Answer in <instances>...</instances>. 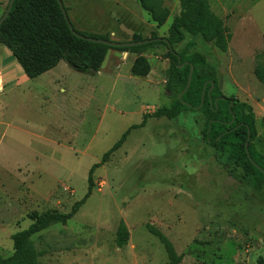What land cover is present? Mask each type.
Here are the masks:
<instances>
[{"label":"rangeland","instance_id":"374dc122","mask_svg":"<svg viewBox=\"0 0 264 264\" xmlns=\"http://www.w3.org/2000/svg\"><path fill=\"white\" fill-rule=\"evenodd\" d=\"M9 1L0 0V18ZM163 1L170 18L157 28L139 0H63L77 31L108 35L118 43L130 42L134 33L168 37L181 0ZM210 4L233 35L229 50L222 53L195 38L190 53H202L217 68L224 96L252 106L260 151L264 83L257 72L264 66V0ZM192 39L188 36L177 50ZM165 52L144 54L151 65L146 78L131 73L136 55L110 50L95 76L64 63L12 89V76L21 82L23 71L18 66L3 71L8 62L0 46L5 75L0 93L1 258L13 255V236L29 228V215L69 212L86 196L91 168L131 127L141 125L144 115L170 107L176 96L166 91L170 64ZM205 124L200 112H183L173 120L149 118L145 127L132 130L95 171L92 196L76 216L33 237L42 254L39 263L170 264L157 231L180 264H258L264 258V195L216 163L215 150L202 136ZM122 221L130 235L128 245L119 249Z\"/></svg>","mask_w":264,"mask_h":264},{"label":"trees","instance_id":"16d2710c","mask_svg":"<svg viewBox=\"0 0 264 264\" xmlns=\"http://www.w3.org/2000/svg\"><path fill=\"white\" fill-rule=\"evenodd\" d=\"M139 2L157 28L166 25L170 18V10L164 7L163 0H139ZM66 11L68 13L69 9L66 8ZM73 29L83 37L111 41L108 35L79 32L74 26ZM188 36L193 39L186 44L183 51L179 52L177 47L183 44ZM195 38L214 44L222 53H227L229 50L233 35L225 27L223 20L212 11L210 0H181V12L173 18L168 37L161 38L158 33H152L151 37L146 39L139 33H134L132 40L127 43L147 40L151 42L129 48H112L75 36L69 29L57 0L15 1L8 19L0 27V46L11 52L13 59L28 80L40 78L56 69L62 62L78 73L95 76L100 72L110 50L136 55L131 73L135 77L146 78L151 73V65L144 54L149 50L163 49L166 50L165 58L170 64L166 91L172 98L176 97L170 107L160 108L153 114L144 115L143 123L131 127L113 149L105 154L101 163L91 168L88 192L83 200L74 204L69 212L51 210L29 215L32 224L28 229L13 236L14 253L5 259L0 257V264H40L39 258L42 254L37 250L33 237L54 225H66L76 216L92 196L95 171L122 147L132 130L145 127L149 118L173 120L183 112L203 114L206 124L202 136L215 150L216 163L229 169L238 181L249 182L264 195V146L260 151L256 146L258 129L254 109L249 104L240 102L235 96L226 97L222 94L216 75L217 68L211 65L202 53H190V50L196 46ZM191 66L194 67L192 83L180 99L179 96L187 87ZM257 78L264 83V66L259 68ZM211 82L215 87L210 92ZM205 86L204 103L200 107ZM247 142L251 158L263 171L254 166L248 157ZM153 233L164 243L170 264H180L181 258L176 255L168 240L157 231ZM129 235L128 228L122 221L116 236L119 249L128 245ZM258 264H264V258H259Z\"/></svg>","mask_w":264,"mask_h":264},{"label":"water","instance_id":"95a60500","mask_svg":"<svg viewBox=\"0 0 264 264\" xmlns=\"http://www.w3.org/2000/svg\"><path fill=\"white\" fill-rule=\"evenodd\" d=\"M15 1L16 0H10L7 10L5 11L3 17L0 19V27L8 19L9 15H10V13L12 11V8H13V5H14ZM57 1H58V4H59V6H60V8L62 10V13H63V15H64V17H65V19L67 21L69 29L73 32V34L75 36H77L78 38H80L82 40L89 41V42H92V43L102 44V45H105V46H108V47H112V48H129V47L147 45L148 43L151 42V40H148V41L139 42V43H118V42H113V41H103V40H98V39H92V38H87V37H83L81 35H78L73 29V26L71 24V21L69 19V16H68V13L66 11V7H65L63 1L62 0H57ZM180 68H182V66H180ZM193 73H194V67L191 66L190 73H189V78H188V84H187V87H186L185 91L179 96L180 99H182L184 93H186L189 90V88L191 86V83H192ZM211 83H212V90H213L215 85H214L213 82H211ZM205 93H206V86L204 88L203 95H202V105L204 103ZM233 121H234V119H233ZM248 146H249V143L247 142L246 143V148H247L248 157L250 158V160L254 164V166L259 168L257 166V164H255V162L251 158V156L249 154V151H248ZM259 169L261 171H263L261 168H259Z\"/></svg>","mask_w":264,"mask_h":264},{"label":"crops","instance_id":"0c3cea01","mask_svg":"<svg viewBox=\"0 0 264 264\" xmlns=\"http://www.w3.org/2000/svg\"><path fill=\"white\" fill-rule=\"evenodd\" d=\"M155 24V23H154ZM131 34H133V33H131ZM10 54V55H9ZM10 56H12V54H11V52L8 50V49H6V48H4V62H8V64H6L5 66H3L4 67V69H3V71H5V70H9L10 69V67L11 66H14V69L16 70V66H18L20 69H21V67L16 63V61L15 60H11V58L13 59V57H10ZM10 61V62H9ZM14 62V63H13ZM14 64V65H13ZM64 63H61V64H59V66L61 65H63ZM65 66L67 67V65L65 64ZM22 70V69H21ZM55 70V69H54ZM10 71V70H9ZM53 71V70H52ZM23 73V72H22ZM50 73V72H49ZM0 74H1V76H2V79H3V76H5L2 72H0ZM23 75H24V77H21V76H19L20 78H21V82H18V81H16L15 82V78L12 76V78H13V81L11 82V88L12 89H15V88H18L19 87V85H20V83L22 84V83H26V82H28L29 80L27 79V77L25 76V74L23 73ZM17 83V85H15ZM19 84V85H18Z\"/></svg>","mask_w":264,"mask_h":264},{"label":"built area","instance_id":"2783aa9c","mask_svg":"<svg viewBox=\"0 0 264 264\" xmlns=\"http://www.w3.org/2000/svg\"><path fill=\"white\" fill-rule=\"evenodd\" d=\"M4 90L3 88V79H2V76L0 74V93Z\"/></svg>","mask_w":264,"mask_h":264}]
</instances>
